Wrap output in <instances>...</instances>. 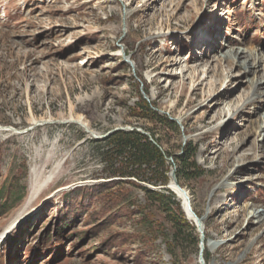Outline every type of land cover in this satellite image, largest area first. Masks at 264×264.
Wrapping results in <instances>:
<instances>
[{
  "label": "rangeland",
  "instance_id": "374dc122",
  "mask_svg": "<svg viewBox=\"0 0 264 264\" xmlns=\"http://www.w3.org/2000/svg\"><path fill=\"white\" fill-rule=\"evenodd\" d=\"M238 51L264 56V0H0V194L26 187L0 214V264H201L196 227L173 243L163 204L99 161L91 140L133 129L196 149L205 173L181 183L205 264H264V62L250 74L228 62ZM140 98L178 129L133 117Z\"/></svg>",
  "mask_w": 264,
  "mask_h": 264
},
{
  "label": "trees",
  "instance_id": "16d2710c",
  "mask_svg": "<svg viewBox=\"0 0 264 264\" xmlns=\"http://www.w3.org/2000/svg\"><path fill=\"white\" fill-rule=\"evenodd\" d=\"M138 106L140 112L135 110L133 117L147 119L163 127L178 129L175 122L165 115H160L150 107L146 100L140 98ZM145 131L148 135L138 132L136 129L132 131H116L101 140H91V143L96 145L98 159L103 164L108 176L110 178L127 179L117 181L114 185H125V183L132 185L144 193L145 200L149 205L157 202L163 204L164 210L172 223L173 235L171 239L173 243L180 244L184 234L187 231H193L195 228L187 221L181 208V203L176 200L175 195L168 189H164V191L158 189L160 186H168L171 181L170 168L172 165L170 164L169 166L167 164V157H172L174 160L176 176L181 186L183 179L202 176L205 172L194 160L196 149L192 148L191 143L186 144L182 148L180 156H174L163 148L162 142L157 138L154 130L145 129ZM99 187L105 191L107 185ZM13 188V191L10 193L0 194V198L6 197L3 204H0V214L2 215L13 208L12 203H17L26 196V187L19 188L15 185ZM80 191H83V189L76 188L70 191L66 196V200L73 201ZM126 195L119 192V194L117 193L112 196L110 201H113L116 207H119L126 203ZM84 207L85 205L82 204L76 211L71 205V213L69 214L67 211L68 215H70L68 218L62 220L64 213L60 215L59 226L55 231L56 237L61 236L59 232L68 228V225L73 222V218L80 211V213H83ZM142 218L144 223L151 222L148 215H144ZM194 240L195 244H197L198 240L196 236H194ZM204 260L206 262L209 261V254L206 252Z\"/></svg>",
  "mask_w": 264,
  "mask_h": 264
},
{
  "label": "bare ground",
  "instance_id": "6f19581e",
  "mask_svg": "<svg viewBox=\"0 0 264 264\" xmlns=\"http://www.w3.org/2000/svg\"><path fill=\"white\" fill-rule=\"evenodd\" d=\"M263 57H264L263 54H259L257 57H251V56H248L245 52L238 51V52H233L228 57L229 58L228 62L231 63L232 65H236L237 67H240L242 69L247 70L248 73L250 72V74H256V68H257L256 65L258 62H264ZM263 77H264V75H263ZM259 78H260L259 76H256V79H259ZM257 83L260 86L263 82H257ZM255 85H256V83H255ZM259 90H260V87H259ZM262 131L264 132V118L262 119V126H260V127L258 126V128H257V135H261ZM51 181H52V176H49L46 178V180H43L41 182L32 183L31 188H30V192H29V194H31V198L33 199L36 195H38L39 192L43 189V187L49 185V183H51ZM175 192L177 193V195H179V198H182V195L180 194L179 191H177L175 189ZM193 210H194V208H193ZM257 219H259L260 222H264V215L261 213H258ZM203 223H204V219H203Z\"/></svg>",
  "mask_w": 264,
  "mask_h": 264
},
{
  "label": "water",
  "instance_id": "95a60500",
  "mask_svg": "<svg viewBox=\"0 0 264 264\" xmlns=\"http://www.w3.org/2000/svg\"><path fill=\"white\" fill-rule=\"evenodd\" d=\"M177 122V121H176ZM84 127L87 132L91 133L87 127ZM118 130H115L111 133H109L107 135V137L109 135H111L112 133L116 132ZM145 135H148L145 132H142ZM171 177V181L169 183V185L166 187L168 190L172 191L176 196L177 193L175 192V189L177 191L180 192V194L182 195L181 199V203H182V209L185 213L186 218L196 227V230L198 232V234L200 235V242H199V248H200V260H201V264H205L203 255H204V251H205V225L203 223V218H200L196 212L193 210V205H192V200H191V196L189 195L188 191H186L178 182L177 176H176V166H174V168L171 171L170 174Z\"/></svg>",
  "mask_w": 264,
  "mask_h": 264
}]
</instances>
